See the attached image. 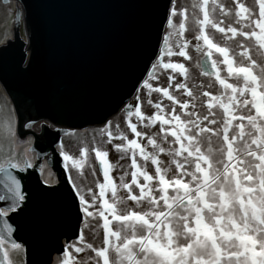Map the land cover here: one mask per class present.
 Masks as SVG:
<instances>
[{"label":"snow or ice","instance_id":"6c2138e0","mask_svg":"<svg viewBox=\"0 0 264 264\" xmlns=\"http://www.w3.org/2000/svg\"><path fill=\"white\" fill-rule=\"evenodd\" d=\"M255 3L257 19H252L254 10L236 3L235 21L227 26L215 17L217 9L221 17H231V6L217 0H194L188 20L181 8L178 26L170 7L159 53L136 89V102L122 109L126 129L117 123L113 132L112 122L105 123L80 142L79 158L60 143L65 171L69 161L80 169L90 152L102 173L96 191L77 187L68 177L80 211L86 217L99 215L103 241L95 247L77 236L83 247L66 246L63 264L72 262L69 247L77 254L94 253L79 264H264V55L258 62L244 47L254 39L264 49V0ZM189 24L191 37L186 35ZM253 25L256 30L249 31ZM209 29L221 34L219 42ZM189 48L199 54L197 67L207 78L198 88L177 81V75L189 72L183 62L171 59H190ZM158 69L171 70L166 86L150 83L158 81ZM142 90L154 109L150 114L142 110ZM152 93L159 94L155 101ZM26 167H32L26 159L0 163L5 233H10L5 218L27 198L19 175ZM5 239L0 237V251ZM12 248L19 245L12 241Z\"/></svg>","mask_w":264,"mask_h":264},{"label":"water","instance_id":"95a60500","mask_svg":"<svg viewBox=\"0 0 264 264\" xmlns=\"http://www.w3.org/2000/svg\"><path fill=\"white\" fill-rule=\"evenodd\" d=\"M16 1L12 36L0 45V85L11 102L18 139L33 137L28 150L35 161L19 173L27 198L5 218L10 233L0 220V237L24 247L25 264H50L53 254L61 256L64 244L80 235L84 215L56 146L69 130L100 125L124 105H134L135 98L130 100L157 55L170 2ZM32 118L43 122L33 129ZM42 159L56 176L52 185L40 178Z\"/></svg>","mask_w":264,"mask_h":264},{"label":"rangeland","instance_id":"374dc122","mask_svg":"<svg viewBox=\"0 0 264 264\" xmlns=\"http://www.w3.org/2000/svg\"><path fill=\"white\" fill-rule=\"evenodd\" d=\"M218 3H224L226 6H231V17H221L219 14V9H217L216 12V19L218 21L222 22V26H227V24L231 21L234 23L235 21V4L236 3H243L246 8L249 9V11H255L256 15L252 17L253 20L258 18L259 15V7L258 4L255 3V0H217ZM194 3V0H172L170 7H174L176 12L173 15V23L177 26L179 25L180 20L182 17L179 15V11L181 8L185 11V16L183 19L188 20L189 17L192 15L193 9L191 8V5ZM20 7L19 3L16 0H0V45L5 43L7 38H11L12 36V27L14 22V16L16 9ZM209 9L211 10V5H209ZM169 10V9H168ZM198 12V9L195 10ZM202 18V17H200ZM191 27V25H186V35L188 37H191L194 35L191 31H188V29ZM166 23L164 24L163 28V34L166 31ZM256 30L254 28V25L252 28L249 29ZM209 35L212 36L215 35V39L219 42L221 34L216 33L215 30L209 29L208 30ZM19 33L20 36L25 39V27L23 22V17H21V23L19 26ZM163 34L161 38L160 45L162 43ZM192 44H195V40H191ZM239 43V42H237ZM244 47L249 48V54L256 59L258 62H261V55H264V49H259L258 44L255 42V40H251L249 44H245ZM160 49V46H159ZM159 49L157 52V55L159 53ZM237 52H239L241 49L237 48ZM178 51V50H174ZM189 57L190 59L185 60L182 57H179L178 55H174L171 59L173 61H179L183 62L189 72V76L180 77L177 75V81L180 80H188L189 85L195 84L197 88L201 83H206L207 78L203 77L201 75L199 67H197L198 61L197 56L199 55L194 48H189ZM156 55V56H157ZM165 61H167L169 58L165 55L163 57ZM154 62V60H153ZM151 63V65L153 64ZM151 67V66H150ZM149 70V69H148ZM171 70H163L158 69L157 70V76L159 77L158 81H150V83H159L161 86H166L168 83L167 77ZM148 73V71H147ZM147 73L144 76L143 79L147 78ZM232 82V81H230ZM140 87V84L139 86ZM205 89H200L202 92ZM136 97V92L134 94V97L130 100L131 102H134V98ZM159 97L158 93H152V96L150 97L153 101H155ZM140 98L142 101V110L145 111L146 114H150L151 111L154 109L147 103L149 97L147 96L146 90H142L140 94ZM181 98H183V95L181 94ZM136 102V100H135ZM134 102V104H135ZM164 103H169L166 99ZM202 104V102H201ZM217 111L220 113V118L222 119V110L217 109ZM126 113L122 112V110L114 113L111 115L107 120H105L100 125L95 126H87L83 128H73L69 130L68 133L61 136L59 144L56 146L57 150L60 151V143L63 144V149L66 151L69 155H72L73 158H79V147L82 146L80 143L81 141H88L93 135L97 133V131L102 128V126L111 121L112 122V130L115 132V126L117 123L120 124L122 129H126V123L124 121V116ZM154 130L158 131V127H154ZM130 135V131H129ZM30 138H21L18 139V136L16 135L15 131V114L11 105L10 100L8 99L5 91L0 85V163H2L5 159H14L15 161L19 162L21 160H32L34 159L33 154L28 150V147L31 145ZM108 148L111 150V145H108ZM84 164L80 169H75L72 167L71 161L67 164V174L68 176L71 175V178L76 182L77 187H83L85 189L91 187L94 191H96V183L102 182V173L100 172L98 162L95 160L94 154L88 152L86 153V156L83 158ZM110 161H115V154L114 152L110 151ZM125 161H121V163H124ZM42 181L44 183L50 184L53 182H56V176L54 172L51 170V168L48 165L43 164L41 167V175H40ZM99 204L97 203L96 208L99 209ZM92 210L91 208L89 209ZM110 218V216H109ZM95 229V231H93ZM80 235H83L84 242L85 243H93L95 247L102 246L103 241V228H102V221L99 218V215H95L94 217H86L83 215L82 221L80 223ZM72 241V244H75L79 247H83L82 243H78L76 240H70ZM11 251V249H10ZM9 254L10 264H22L21 257L19 258L17 256V252H7ZM12 255L14 257H12ZM87 256H94V253L91 252V250H85V252H81L79 254H76L74 257V264H79L81 260H86ZM12 257V258H11ZM60 256L54 255V259L51 261L50 264H59Z\"/></svg>","mask_w":264,"mask_h":264},{"label":"flooded vegetation","instance_id":"af4514ba","mask_svg":"<svg viewBox=\"0 0 264 264\" xmlns=\"http://www.w3.org/2000/svg\"><path fill=\"white\" fill-rule=\"evenodd\" d=\"M43 122V120L42 119H39V118H32V119H30L29 120V126L31 127V128H33V129H35V128H38L39 126H40V124ZM25 138H30V140H31V142L33 141V137H32V135H30V134H28V135H26L25 136ZM61 139V138H60ZM32 154H33V157H34V159H32V160H30V161H28L27 160V162L29 163V164H31V165H33L34 164V161H35V152H33V151H30ZM43 164H45V165H47L46 164V160L45 159H42V161L40 162V165H39V171H40V175H41V167L43 166ZM41 178V177H40ZM54 183H56V182H53V183H50V185H52V184H54ZM47 184V183H46ZM15 211H17V209H15L14 210V212ZM10 213H12V212H10ZM73 240H76V239H73ZM19 245V248H12V245H10L9 243H7V242H5L4 241V244H3V254L4 253H7L8 251H9V253L10 252H17V256L20 258L21 257V260H22V264H25V262H24V247L21 245V244H18ZM71 245H73L72 244V241H69L68 243H66V244H64V248L66 247V246H71ZM77 246V245H76ZM10 249H11V251H10ZM69 253H70V256L72 257V262H71V264H74V257L76 256V254L77 253H75L74 252V250L71 248V247H69ZM54 255H56V254H53L52 255V259H51V261L54 259ZM9 254L7 253V264H10V259H9ZM60 256V255H59ZM12 257H14L13 255H12ZM11 257V258H12ZM64 259H66V257L64 256V253L60 256V260H59V264H63V260ZM51 263V262H50Z\"/></svg>","mask_w":264,"mask_h":264}]
</instances>
